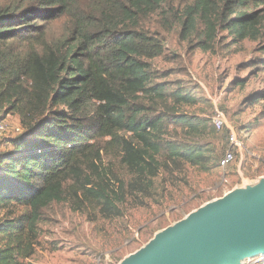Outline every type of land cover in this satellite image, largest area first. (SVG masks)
<instances>
[{
	"label": "trees",
	"instance_id": "obj_1",
	"mask_svg": "<svg viewBox=\"0 0 264 264\" xmlns=\"http://www.w3.org/2000/svg\"><path fill=\"white\" fill-rule=\"evenodd\" d=\"M245 43L240 90L264 72V0H0V123L20 126L0 151V264H33L55 207L121 219L218 168L225 133L190 112L197 88L151 62Z\"/></svg>",
	"mask_w": 264,
	"mask_h": 264
},
{
	"label": "rangeland",
	"instance_id": "obj_2",
	"mask_svg": "<svg viewBox=\"0 0 264 264\" xmlns=\"http://www.w3.org/2000/svg\"><path fill=\"white\" fill-rule=\"evenodd\" d=\"M226 34V33H225ZM226 36V35H224ZM252 46L244 44L239 51L233 47H217L214 53L199 50L181 51L151 62L161 81H180L199 99L191 113L213 119L216 112L224 116V128L217 135L234 134L243 148L236 153L230 167L218 166L208 175H190V187L184 188L174 203L161 207L154 204L135 209L123 218L89 223L85 217L55 207L48 220L40 224V247L33 264H120L149 243L154 236L183 220L206 203L220 199L235 188H244L264 178V102L252 107L250 97L264 91V72L248 77L244 90L232 86L238 78H247L242 65L251 57ZM6 135L0 140V151L19 133V121L8 117ZM225 137L219 144L227 148ZM246 264H264V258H253Z\"/></svg>",
	"mask_w": 264,
	"mask_h": 264
},
{
	"label": "water",
	"instance_id": "obj_3",
	"mask_svg": "<svg viewBox=\"0 0 264 264\" xmlns=\"http://www.w3.org/2000/svg\"><path fill=\"white\" fill-rule=\"evenodd\" d=\"M264 258V178L206 203L120 264H246Z\"/></svg>",
	"mask_w": 264,
	"mask_h": 264
},
{
	"label": "built area",
	"instance_id": "obj_4",
	"mask_svg": "<svg viewBox=\"0 0 264 264\" xmlns=\"http://www.w3.org/2000/svg\"><path fill=\"white\" fill-rule=\"evenodd\" d=\"M213 126L217 132H220L224 128L225 120L224 116L221 112H216L214 118L212 119ZM7 133V126L4 122L0 123V140L6 135ZM227 142L226 151L219 162V168L221 170H225L226 168L230 167L231 164L235 160L236 153L242 150L243 145L237 139L234 134H230L229 132L225 137Z\"/></svg>",
	"mask_w": 264,
	"mask_h": 264
}]
</instances>
